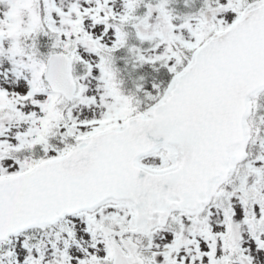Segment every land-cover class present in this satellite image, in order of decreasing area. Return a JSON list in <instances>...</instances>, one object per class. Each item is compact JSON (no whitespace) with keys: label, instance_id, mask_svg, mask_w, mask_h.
<instances>
[{"label":"snow or ice","instance_id":"snow-or-ice-1","mask_svg":"<svg viewBox=\"0 0 264 264\" xmlns=\"http://www.w3.org/2000/svg\"><path fill=\"white\" fill-rule=\"evenodd\" d=\"M171 3L0 0V264H264V0Z\"/></svg>","mask_w":264,"mask_h":264},{"label":"trees","instance_id":"trees-1","mask_svg":"<svg viewBox=\"0 0 264 264\" xmlns=\"http://www.w3.org/2000/svg\"><path fill=\"white\" fill-rule=\"evenodd\" d=\"M43 38H44V41H41V45L44 48L45 45L47 44L48 38L47 37H43ZM47 46H48V44H47ZM43 48H42V50H45ZM116 59H117V56H116ZM117 65L122 70V75L124 76V79H125V86L127 88L133 87L132 80L135 79L137 75H145V82L144 83H145V87L148 89L151 88V84H152L154 78L156 80H160V79H163L167 76L165 69H161L160 72H155L154 70H152L149 67L144 72H138V73L131 72V74H130V70L128 67H130L131 64L126 65L125 63L124 64L119 63Z\"/></svg>","mask_w":264,"mask_h":264},{"label":"rangeland","instance_id":"rangeland-1","mask_svg":"<svg viewBox=\"0 0 264 264\" xmlns=\"http://www.w3.org/2000/svg\"><path fill=\"white\" fill-rule=\"evenodd\" d=\"M196 1H198V0H190V3L194 4V3H196Z\"/></svg>","mask_w":264,"mask_h":264}]
</instances>
